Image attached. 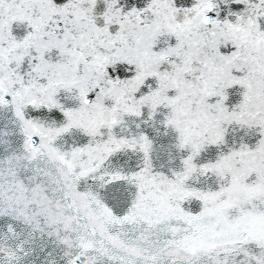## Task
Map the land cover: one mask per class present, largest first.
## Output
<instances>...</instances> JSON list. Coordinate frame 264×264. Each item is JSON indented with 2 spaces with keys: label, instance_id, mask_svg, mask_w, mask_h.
<instances>
[{
  "label": "snow or ice",
  "instance_id": "6c2138e0",
  "mask_svg": "<svg viewBox=\"0 0 264 264\" xmlns=\"http://www.w3.org/2000/svg\"><path fill=\"white\" fill-rule=\"evenodd\" d=\"M0 264H264V0H0Z\"/></svg>",
  "mask_w": 264,
  "mask_h": 264
}]
</instances>
